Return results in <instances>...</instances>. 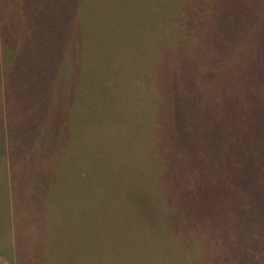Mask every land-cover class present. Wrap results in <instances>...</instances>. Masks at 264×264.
Masks as SVG:
<instances>
[{
  "label": "trees",
  "instance_id": "obj_1",
  "mask_svg": "<svg viewBox=\"0 0 264 264\" xmlns=\"http://www.w3.org/2000/svg\"><path fill=\"white\" fill-rule=\"evenodd\" d=\"M8 1L0 0L5 4L0 92L20 82L25 97L42 84L41 75L45 86L52 85L54 67L76 71L65 75L67 94L74 87L80 97H109L111 103L93 104L70 118L71 126L47 121L39 133L19 130L11 118L6 135L12 137L15 206L19 217L30 214L26 221L44 227L45 264H191L200 245L197 233L188 236V225L215 231L221 225L264 224V131H92L96 123L119 124L125 104L133 108L131 117L153 126L159 117L167 126L189 117L192 97H232L238 103L239 97H264V0H157L160 30L144 34L154 40L141 43L139 37L126 46L149 57L134 65L120 59L118 65L133 66L132 72L125 78L105 74L97 84L92 73L77 69L88 68L83 51L90 46V29L83 12L72 24L48 16L43 21L42 10ZM72 1L51 3L69 8ZM36 28L49 29L54 40L65 36V51L73 57L60 52L56 60L50 49L58 51L56 42L35 40L32 58L25 37L39 36ZM69 64L73 67L67 69ZM25 66L28 82L20 77ZM125 97L139 98L128 104ZM0 125L4 129L2 119ZM24 151L28 159L21 164ZM44 160L46 178L40 179L36 174Z\"/></svg>",
  "mask_w": 264,
  "mask_h": 264
},
{
  "label": "rangeland",
  "instance_id": "obj_2",
  "mask_svg": "<svg viewBox=\"0 0 264 264\" xmlns=\"http://www.w3.org/2000/svg\"><path fill=\"white\" fill-rule=\"evenodd\" d=\"M156 3L157 0H73L69 8L67 6L64 8L63 2H60L59 6H54L51 0H14V5L18 4L20 7L24 5L29 10L32 8L42 10L40 19L48 16L49 21H53L57 17L59 22L70 19L72 24V21L76 22L79 18L76 15L83 12L87 28L90 29V37L88 38L90 46L88 48L87 44L84 43L83 45L84 48H88L83 51L84 54L88 55V68L84 66V69L78 66L77 69L80 73H92L96 84L100 82L105 74L125 78L127 74L132 72L133 66L121 67L118 65L120 59H126L129 64H133L135 60L143 58L144 55L149 57V54H145L144 51L137 52L138 55L136 52L131 53V50L126 46L133 43V39L139 37L141 43L144 41L148 43L151 39L154 40L153 36L146 37L144 34L149 31L160 30L157 23L159 14ZM4 5V2H0V17ZM8 5L11 6V0L8 1ZM57 10H59V13H57ZM32 16L29 13L28 21H32ZM35 20L34 16V22ZM43 21L45 20L43 19ZM37 32H40L39 36H24L27 38L31 57L36 54L35 40L45 45L56 42L60 46L57 48L58 51L50 48L56 56V60H59L60 52L72 56V51L70 53L65 51L67 49L65 36L62 38V34L56 35L57 38L54 40L55 37L49 38V29L47 31L38 29ZM61 48L62 50H60ZM79 49L80 47L75 48L73 52L79 53ZM13 58H11V66L14 63ZM75 58L77 59V57ZM140 61L142 62V60ZM172 63L173 66L178 65L175 62ZM145 65L148 66V64ZM0 67L2 69L0 74L3 77L5 65L1 60ZM72 67L73 65L69 64L67 69ZM139 67L141 68V65ZM28 69L29 66L19 69L22 73L20 77H22L23 82L29 80L28 75L25 73L28 72ZM55 69L54 67L52 69L54 72V83L52 85L47 84L45 86L41 75L37 79L42 81V84L38 85L37 89H31L25 97L22 95L24 89L23 84H20V82H17L12 90L11 88L7 90V92L11 90L10 94L5 89L0 92V119H2V127H4V129L0 127V264H45L47 260L45 257L47 249L44 248V227L38 221H26L25 219H28L30 214L27 216L28 218L19 217V209L15 206L17 202L14 193L17 196V191L14 192L11 182V164L13 161L11 159L10 142L12 137L6 135L9 127L11 128V118L12 121L20 123L22 128H18L19 130L27 127L29 130L39 133L44 131L47 121L53 122L55 127L63 125L62 123L71 126L70 118H75L85 109L88 110L90 106L92 107L93 104L96 107L100 102H103L104 104L101 103L103 108L111 105L107 101L109 97H80L78 89L74 87L69 90L70 95L67 94L64 84L65 75L68 78L76 71L65 72L60 68V72L59 70L55 72ZM76 79V76H74L71 82ZM111 82V77L105 79L106 84H111ZM17 98L20 100L18 101ZM125 98L129 104L132 101L135 102L133 98L139 97ZM192 99L188 103L190 106L189 114L191 115L188 114L189 117L179 119L176 124L165 126L164 119L157 117L155 123L158 124L155 126L153 124L149 125L140 116L131 117L133 108L125 104L123 115L117 117L119 124L112 126L96 123L95 129L92 128V131L96 132L97 129H101L127 133L132 130L149 131L153 128L167 130L169 127L218 132L264 131V97H239L237 98L239 103L234 102L232 97H192ZM178 100L180 103L178 105L183 108L185 103H183L181 97ZM138 102L141 103L140 100ZM230 102L232 103L230 104ZM225 112L226 115H223ZM12 126H16V124ZM1 131H3V134H1ZM45 146L48 148L47 144L43 148ZM51 147L55 149L56 145L49 146L50 149ZM24 157L28 159L26 151L23 152L19 163L25 162L26 164ZM31 164L36 165L35 162H31ZM46 172L44 160L36 175L40 179H45ZM185 230L188 232V236L197 233L196 238L198 239L194 238V240H197L200 245L191 264H264V224H239L232 227L221 225L215 231H211L206 227L200 229L188 225ZM189 254L187 255L189 256Z\"/></svg>",
  "mask_w": 264,
  "mask_h": 264
}]
</instances>
